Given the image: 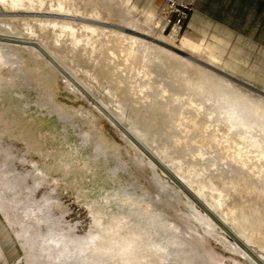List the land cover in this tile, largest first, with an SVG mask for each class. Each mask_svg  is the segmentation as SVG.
Wrapping results in <instances>:
<instances>
[{
  "label": "rangeland",
  "instance_id": "374dc122",
  "mask_svg": "<svg viewBox=\"0 0 264 264\" xmlns=\"http://www.w3.org/2000/svg\"><path fill=\"white\" fill-rule=\"evenodd\" d=\"M25 1L0 4V264H264L228 215L255 211L264 220L263 157L256 148L240 154L245 129L229 131L207 115L213 103L201 106L223 95L226 108L264 107V0H196L177 39L163 0ZM60 3L85 20L74 21L80 44L39 22L72 20L18 15L57 13ZM196 16L206 21L200 28ZM82 24L108 34L99 39ZM110 31L134 41L115 44ZM184 39L223 71L193 65L178 51ZM186 78L203 82V92ZM77 82L95 96L75 91ZM248 131L264 147V131ZM91 234L107 255L75 243Z\"/></svg>",
  "mask_w": 264,
  "mask_h": 264
},
{
  "label": "bare ground",
  "instance_id": "6f19581e",
  "mask_svg": "<svg viewBox=\"0 0 264 264\" xmlns=\"http://www.w3.org/2000/svg\"><path fill=\"white\" fill-rule=\"evenodd\" d=\"M36 1V0H35ZM43 1V0H42ZM25 0H0V4H2L5 8H6V5L8 4V6L10 5V7H12L13 9H15L16 7H27V5L25 4ZM27 2H29V3H32L33 2V0H27ZM34 4V3H33ZM32 4V5H33ZM61 4L62 3H60V9H58L59 11L57 12V13H50V12H48V13H44V14H41V13H33V12H27L26 14H24V13H19L18 15L20 16V15H25V16H30V17H45V18H49V17H51V18H54V19H69V20H72V22H64V21H61V22H59V21H57V20H40L39 22H40V24H42L41 25V28H43L42 30H44L45 28L46 29H50L51 27H52V29L55 31V32H57L58 30H59V33H68V35H70L71 37H72V39H71V42H72V44L73 45H77V44H80V42H82V39H81V37H79V35L77 34L78 33V28H75L76 27V25H74V21H85V20H83V19H81L79 16H77V15H73V14H68V13H63V12H61L62 10H63V7L61 6ZM41 5H43V3L41 4ZM66 8V7H65ZM16 9H18V8H16ZM22 9V8H21ZM24 9H26V8H24ZM28 9H31V6H29L26 10H28ZM10 10V9H9ZM65 10V9H64ZM16 11V10H15ZM34 11V10H33ZM38 11V10H37ZM13 12V11H12ZM42 12V11H41ZM72 12V11H71ZM76 12V11H75ZM77 12H78V10H77ZM74 13V12H73ZM4 15V14H3ZM6 15V14H5ZM12 15V14H11ZM15 15V14H14ZM4 17V16H3ZM5 19V18H4ZM14 19H15V17H14ZM13 19V20H14ZM32 19V18H31ZM88 19H90V18H88ZM16 20V19H15ZM21 20V19H20ZM24 21H25V19H23ZM33 20V19H32ZM39 20V19H38ZM98 20V19H97ZM27 21V20H26ZM91 21V20H90ZM99 21V20H98ZM37 22V21H36ZM106 22V21H105ZM84 23V22H83ZM79 24H80V22H79ZM108 24V23H107ZM11 25V24H10ZM35 25H36V23H35ZM37 25H38V23H37ZM36 25V26H37ZM83 25V24H82ZM81 25V26H82ZM94 25V24H93ZM93 25L92 26H88V25H83L82 26V28L83 29H85V30H87L88 32L90 31L91 32V34L94 36V35H96L98 38H99V36L101 35V37H105V36H102V35H106V34H108V33H106V31H104L103 29H99V28H96L95 27V25H94V27H93ZM77 26H78V24H77ZM101 26V25H100ZM104 26V25H103ZM31 28V27H30ZM35 28V27H34ZM38 28V27H37ZM57 28H58V30H57ZM39 29H40V27H39ZM51 29V30H52ZM110 29V28H109ZM120 30H122V31H124V29H122V28H119ZM31 30L33 31V28H31ZM41 30V29H40ZM111 30V29H110ZM114 31V30H113ZM116 32V31H115ZM65 33V34H66ZM42 34V33H41ZM110 36L111 35H113V34H115V35H113L114 36V38H116V40H115V44H122L123 42H131L130 40H133L134 41V36L132 37V36H130V37H128L127 35H126V32H125V34H123V33H114V32H111L110 31ZM36 35V34H35ZM33 36V35H32ZM61 36V35H60ZM96 36H95V38H96ZM109 36V37H110ZM116 36V37H115ZM43 37V36H42ZM92 37V36H91ZM107 37H108V35H107ZM108 37V38H109ZM172 37H173V39H177L178 37H179V33H178V30L177 29H175V30H173V32H172ZM38 38V37H37ZM95 38L93 37L92 38V40L94 39L95 40ZM97 39V38H96ZM100 39V38H99ZM31 40L32 41H30V42H28V44H31L30 46L31 47H34V48H37V51L39 52L38 54H39V56L41 55V57L43 56H45L44 55V53L42 52V49L41 48H39L38 46H36L35 45V43H34V41H35V39L34 38H31ZM34 40V41H33ZM114 40V39H113ZM101 41H102V39H101ZM111 41V40H110ZM109 40H108V42H110ZM132 41V42H133ZM137 41V40H136ZM33 42V43H32ZM58 42H59V40H58ZM90 42V41H89ZM89 42H88V44H89ZM103 42V41H102ZM104 43V42H103ZM114 43V42H113ZM138 43H139V41H138ZM84 44V43H83ZM87 44V45H88ZM131 44V43H130ZM125 45V44H124ZM202 45V44H201ZM106 46V45H105ZM143 46V45H142ZM104 47V46H103ZM131 48H132V46H130ZM145 48H146V46H145ZM201 46L200 45H197V44H195V43H193L191 40H189V39H184L183 40V42H182V44L179 46V49H178V51H179V53H181V54H184V56L185 57H189V58H191L192 59V61H193V65H195L196 67H199V69L200 68H202L203 69V71L204 70H208V69H210V68H213V69H215L216 70V72H217V70H219V71H223V69L222 68H219L218 67V65L216 64V58L215 57H213V56H211L210 54H209V56H207L206 54V56H204V55H202V51H201ZM203 48H205V47H203ZM128 49H130V48H128ZM127 49V50H128ZM152 49V48H151ZM151 49H149V50H151ZM206 49V48H205ZM204 49V50H205ZM133 50V49H132ZM138 50V49H137ZM136 50V51H137ZM207 50V49H206ZM125 51V50H124ZM123 51V52H124ZM136 51H135V53H136ZM93 52H96V50H93ZM112 52V51H111ZM131 51H129V53H130ZM204 52V51H203ZM207 52V51H206ZM125 53V52H124ZM126 53L128 54V55H133V52L131 53V54H129L128 53V51H126ZM125 53V54H126ZM134 53V54H135ZM205 53V52H204ZM93 54V53H92ZM145 54V53H144ZM208 54V53H207ZM122 55V54H121ZM133 56H135V55H133ZM132 56V57H133ZM100 57V56H99ZM130 58H131V56H129ZM126 58V57H125ZM128 58V57H127ZM133 60V59H132ZM128 61H129V59H128ZM219 61V60H218ZM218 61H217V63H218ZM131 63V62H130ZM49 64H54L53 62H49ZM190 65V64H189ZM93 66V65H92ZM53 67V66H52ZM134 67V66H133ZM208 68V69H207ZM214 70V71H215ZM212 71V70H211ZM210 71V72H211ZM214 71H212V72H214ZM218 71V72H219ZM211 72V73H212ZM130 73V72H129ZM90 74H91V72H90ZM90 76H93V77H95V75H93V74H91ZM144 76L145 77H148V72L147 73H145L144 74ZM226 76V75H225ZM230 76H232V75H230ZM150 77V76H149ZM96 78V77H95ZM127 78V77H126ZM231 78V77H230ZM70 80H72V79H70ZM78 81V80H77ZM68 82H70V81H68ZM185 82L189 85V86H191L192 88H195V89H199V90H203L204 89V85H203V82H192L191 80H189V79H185ZM70 84V83H69ZM71 86H72V88L75 90V91H77V92H79L82 96H84V97H86V98H92V97H94L95 95L94 94H92V90L89 88V87H86L83 83H81V82H77V83H71L70 84ZM142 86V85H141ZM143 87V86H142ZM141 87V88H142ZM106 89V88H105ZM144 89V88H143ZM142 89V90H143ZM141 90V91H142ZM188 90V89H187ZM198 90V91H199ZM140 91V92H141ZM163 91H166V90H163ZM189 91V90H188ZM192 92V91H191ZM203 92V91H202ZM219 92V91H218ZM142 93V92H141ZM166 93V92H165ZM261 93H263V92H261ZM110 94H112V93H110ZM135 94V93H134ZM219 94V93H218ZM224 94V93H223ZM115 95V94H114ZM164 96H166L167 98H168V96L166 95V94H163ZM169 96H170V94H168ZM109 96V95H108ZM216 96V95H215ZM231 96V95H230ZM229 96V98H231ZM147 97H149V96H147ZM171 97H172V95H171ZM114 98V97H113ZM178 98V97H177ZM176 98V99H177ZM234 98V97H233ZM231 99V100H229V104H230V102H231V106H234V102H235V100H236V98H234V99ZM238 98V97H237ZM178 100V99H177ZM169 101H170V98H169ZM192 101V100H191ZM225 101H226V103H228V100L225 98V96H223V95H219V96H217V97H213V96H210V95H208V96H205V103L204 102H202L201 103V106L204 108V106H206L205 104H206V102L207 103H209L210 104V102L211 103H213L212 105L215 107V110H211V112H207V115H209V116H216L217 117V120L218 121H221V122H227V123H229L230 124V128L228 129L229 131H231V130H233V129H237V128H242V129H245L244 131L242 130V131H240L239 132V134H238V136H237V138L239 137V140H240V142L239 143H237L236 142V140H235V142L237 143V144H239V145H241L242 146V149H241V151H240V154H244V151L243 150H246V149H250V148H253V149H258V150H260V154H259V158L262 156L263 158H264V147L263 146H260V142L256 139V137H254V136H251L250 138L248 137V135L249 134H251L248 130H250V129H252V128H254V127H260L263 131H264V122H262L263 121V119H264V107H260V106H257V107H253V108H250V109H247V108H243V110L240 112V110H238L237 108H238V106H237V108L235 109L234 107L233 108H231V107H227L226 108V106H225ZM122 103V102H121ZM238 103V102H237ZM236 103V104H237ZM240 104V103H239ZM242 104H246V103H242ZM248 104V103H247ZM117 105V104H116ZM250 106V105H249ZM254 106V105H253ZM126 107V106H125ZM240 107V106H239ZM118 109H120V108H124V106L122 105V104H120V105H118V107H117ZM116 108V110L117 111H119V112H121V110H118ZM168 108V107H167ZM96 109H98V111L101 113V114H103L104 116H105V118L107 117V118H109L110 119V121L112 120V118L113 117H110L111 115L109 114V111H107L106 109H105V107H103V106H101V105H99V104H97V108ZM108 109H110V108H108ZM128 109V108H127ZM246 109H247V112H246ZM123 110H125L126 111V108L125 109H123ZM203 110V109H202ZM122 113V112H121ZM125 113V112H124ZM123 113V114H124ZM139 113V112H138ZM117 114H120V113H117ZM122 114V115H123ZM127 114V113H126ZM125 114V115H126ZM222 114H223V116H222ZM128 115H130V114H128ZM127 115V116H128ZM119 117H121L120 115H119ZM125 117V116H124ZM128 118H130V117H128ZM133 118H135V117H133ZM137 118V117H136ZM124 119V118H123ZM175 119V118H174ZM173 119V120H174ZM181 119V118H180ZM108 120V119H107ZM178 120V119H177ZM119 121V120H118ZM126 122V121H125ZM131 122H133V121H131ZM171 122H173L172 121V119H171ZM175 122V121H174ZM115 123V122H114ZM127 123V122H126ZM135 123V122H134ZM178 123V122H177ZM180 123V122H179ZM178 123V124H179ZM138 124V123H137ZM182 124V123H181ZM185 123H183V125H184ZM225 124V123H224ZM117 125V124H116ZM130 125V124H129ZM228 125V124H227ZM128 126V125H127ZM137 126V125H136ZM124 127V126H123ZM177 127H180V124L177 126ZM182 127V126H181ZM131 128H132V126H131ZM134 128V127H133ZM132 128V129H133ZM137 128H139V127H136L135 129L137 130V131H139L140 130V128L139 129H137ZM134 129V130H135ZM226 129H227V126H226ZM224 130V129H223ZM235 131V130H234ZM221 132V131H220ZM219 132V133H220ZM138 133V135H139V132H137ZM226 134V136H227V138L228 137H230V135H231V133L229 134L228 132H223V134ZM234 132H232V134H233ZM136 134V133H135ZM142 134V133H141ZM137 135V134H136ZM236 135V134H235ZM140 136V135H139ZM143 136V135H142ZM216 137V136H215ZM224 137V136H223ZM235 137V136H234ZM145 138V137H144ZM225 138V137H224ZM224 138H222V139H224ZM141 139H142V137H141ZM218 139V138H217ZM178 140H181L180 138L178 139ZM233 142H234V140H233ZM176 143V142H175ZM234 144V143H233ZM238 146V145H237ZM224 147V146H223ZM226 147V146H225ZM231 147H233V145L231 146ZM235 148H236V146H235ZM239 148V147H238ZM226 149V148H225ZM232 150H233V148H231ZM252 149V150H253ZM228 150V149H227ZM226 150V151H227ZM230 150V149H229ZM239 150V149H238ZM234 151H235V149H234ZM243 151V152H242ZM248 152V151H247ZM246 152V153H247ZM251 152H253V151H251ZM256 152V151H255ZM245 153V155H247ZM248 153H250V152H248ZM259 153V152H258ZM227 154V153H226ZM249 155V154H248ZM247 155V156H248ZM251 155V154H250ZM253 155V154H252ZM258 155V154H257ZM257 155H255L256 156V158L254 159V160H256L258 157H257ZM204 156V155H203ZM233 156V155H232ZM240 156V155H239ZM238 156V157H239ZM244 156V155H243ZM243 156H240V157H242L243 158ZM246 156V157H247ZM261 157V158H262ZM164 158V157H163ZM163 158H162V160H163ZM233 158V157H232ZM242 158H240V161L239 162H241V160H242ZM249 158H252V157H249ZM262 158V161L264 162V159ZM236 159V158H235ZM237 160V159H236ZM253 160V159H252ZM259 160V159H258ZM234 161V160H233ZM244 161V160H243ZM247 161H248V158H247ZM238 162V161H237ZM245 162V161H244ZM261 162V161H260ZM243 162H241V164H242ZM244 164V163H243ZM245 165V164H244ZM263 165V164H262ZM245 173V172H244ZM255 186V185H254ZM247 187V186H246ZM236 188V187H235ZM244 188V187H243ZM250 188H251V186H250ZM262 188V187H261ZM252 189V188H251ZM256 189V188H255ZM237 190V189H236ZM249 190V189H248ZM250 191V190H249ZM219 197H221V196H219ZM2 204V203H1ZM0 204V205H1ZM2 206V205H1ZM221 206V205H220ZM254 208V207H253ZM250 210V209H249ZM235 211V210H234ZM234 211H232V212H228L229 214L228 215H230V217H231V221L235 224V226H237V227H239V228H241L242 229V231H243V237L245 238V239H247L250 243H252V244H255L256 246H258L263 252H264V220H263V218H261V216H259L255 211H252V212H246V211H241L240 213H237V214H235V212ZM227 213V212H226ZM225 216H226V214H225ZM227 220H229V218L227 219ZM97 229V228H96ZM30 232V231H29ZM95 233V232H94ZM99 234V233H98ZM28 235V234H27ZM88 235H89V233H88ZM97 237V234H91L88 238H87V241H85V240H83V239H81V237L80 238H76L77 240L75 241V243H77V244H79V246H81V248H83L84 249V247H86V246H91L90 247V249L92 248V247H94V248H92L93 250H92V253H93V256H96V255H100V254H105V255H107V253H104L105 251H106V249H105V251H103V249H102V246H100L102 243H100L99 242V244L100 245H97V243H95V242H97V241H95V240H98V239H95ZM100 237V236H99ZM49 238V237H48ZM48 238H47V240H48ZM82 238H84V237H82ZM86 239V238H85ZM50 240V239H49ZM28 241H29V239H28ZM52 241H54V242H57V243H62V242H64V240L62 239V238H60V239H58L57 241H55L54 239H52ZM45 243H47V242H45ZM73 244V243H72ZM103 245V244H102ZM151 245L153 246V247H156L157 249H155V250H163V249H165L166 248V246L164 247V244H162V243H156V242H154V243H151ZM26 247H27V245H25ZM72 246V245H71ZM106 248V247H105ZM151 248V247H150ZM76 250V249H75ZM153 250V249H152ZM27 251V255H30V254H32L33 253V249H32V246L30 245V247L26 250ZM81 251V250H80ZM252 253H255L257 256H259V258L260 259H263L264 260V254L263 253H259L258 251H256V250H250ZM107 252V251H106ZM35 253V252H34ZM34 253L32 254V255H34ZM109 254V253H108ZM31 257V256H30ZM66 257H68V253H67V250L66 249H61L60 250V252L58 253V256H57V259H60V260H62V259H64V258H66ZM105 257V256H104ZM109 258V257H108ZM102 259H103V257H102ZM73 260V259H72ZM96 260V259H95ZM80 262H81V260H80ZM93 262V261H92ZM98 262V261H97ZM80 264V263H79ZM97 264V263H96Z\"/></svg>",
  "mask_w": 264,
  "mask_h": 264
},
{
  "label": "built area",
  "instance_id": "2783aa9c",
  "mask_svg": "<svg viewBox=\"0 0 264 264\" xmlns=\"http://www.w3.org/2000/svg\"><path fill=\"white\" fill-rule=\"evenodd\" d=\"M164 21L167 27L172 31L177 29L181 33L187 21L195 11L194 5L196 0H163Z\"/></svg>",
  "mask_w": 264,
  "mask_h": 264
},
{
  "label": "crops",
  "instance_id": "0c3cea01",
  "mask_svg": "<svg viewBox=\"0 0 264 264\" xmlns=\"http://www.w3.org/2000/svg\"><path fill=\"white\" fill-rule=\"evenodd\" d=\"M193 20H195L193 25L196 28H200V26H202L204 23H206V21L200 16L194 17Z\"/></svg>",
  "mask_w": 264,
  "mask_h": 264
}]
</instances>
